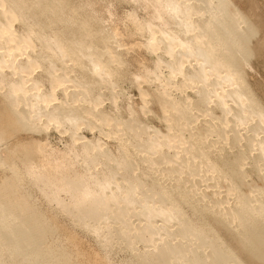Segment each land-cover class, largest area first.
I'll return each mask as SVG.
<instances>
[{"label":"bare ground","instance_id":"6f19581e","mask_svg":"<svg viewBox=\"0 0 264 264\" xmlns=\"http://www.w3.org/2000/svg\"><path fill=\"white\" fill-rule=\"evenodd\" d=\"M102 1L0 0V264H264L263 15Z\"/></svg>","mask_w":264,"mask_h":264},{"label":"rangeland","instance_id":"374dc122","mask_svg":"<svg viewBox=\"0 0 264 264\" xmlns=\"http://www.w3.org/2000/svg\"><path fill=\"white\" fill-rule=\"evenodd\" d=\"M235 1L238 2V5L241 7L242 10H245V8H246L247 10H249L253 13L256 10H258L260 12V17L263 15L262 23L264 25V0H246V3L244 0H235ZM92 7H93L95 13L99 16V18H101L104 21L105 24H117V23L120 24V20L123 17V13H124V10L127 8V5L124 2H121V3H115L114 2L113 5L111 6V5H108L106 2H103L102 0H93ZM259 35H261L264 38V29L259 33ZM125 39L127 41L130 40L128 38V36H126ZM137 50H138V53L136 52V54H133V52H131L132 55L129 57V61L131 63V67L133 70H139L140 62H141L142 58L145 57L148 59V57H149L144 52L143 47H141L140 50H139V48H137ZM247 68H248L249 72L253 75L252 77L262 78L261 74L258 71H256L253 68H250L249 66ZM132 93L135 94V97L138 96V91L136 89H134L132 91ZM152 93L155 95V98H157V93L155 91H152ZM155 109H158L157 103L155 105ZM153 121H155V120H153ZM85 134L89 137L91 136L90 131L86 130ZM28 136H29L28 133H26L24 131H20V132L15 133L11 140H16L19 138L25 139ZM83 246H84L85 251L92 249L90 244H88L87 241H85V240L83 241Z\"/></svg>","mask_w":264,"mask_h":264},{"label":"snow or ice","instance_id":"6c2138e0","mask_svg":"<svg viewBox=\"0 0 264 264\" xmlns=\"http://www.w3.org/2000/svg\"><path fill=\"white\" fill-rule=\"evenodd\" d=\"M137 79H139V77H137Z\"/></svg>","mask_w":264,"mask_h":264}]
</instances>
